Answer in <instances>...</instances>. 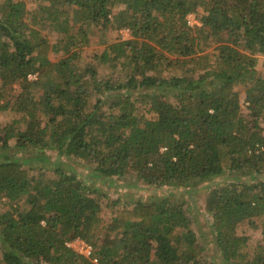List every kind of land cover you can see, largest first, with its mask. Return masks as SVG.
<instances>
[{
  "label": "trees",
  "instance_id": "trees-1",
  "mask_svg": "<svg viewBox=\"0 0 264 264\" xmlns=\"http://www.w3.org/2000/svg\"><path fill=\"white\" fill-rule=\"evenodd\" d=\"M32 2L0 0V97L12 86L21 92L0 109L26 121L23 130L19 119L0 125V264H264V0ZM91 25L117 35L99 54L108 77L119 67L113 81L80 65ZM123 28L130 37H120ZM171 65L180 73H154ZM101 86L114 92L107 100ZM11 145L56 149L89 164V178L102 183L129 177L192 189L226 175L206 187L212 237L193 241L195 213L180 193L117 199L102 232L100 192L83 174L45 153H9ZM256 221L262 243L250 255L237 228ZM76 237L91 245V258L66 246Z\"/></svg>",
  "mask_w": 264,
  "mask_h": 264
},
{
  "label": "rangeland",
  "instance_id": "rangeland-1",
  "mask_svg": "<svg viewBox=\"0 0 264 264\" xmlns=\"http://www.w3.org/2000/svg\"><path fill=\"white\" fill-rule=\"evenodd\" d=\"M48 0H43V2L47 3ZM28 4H32V0H26ZM69 11V10H67ZM196 15L195 13H193ZM195 20L197 22L196 16ZM187 25H189L187 23ZM192 26V25H189ZM42 33H45L46 35L50 37H54L53 32L50 31L49 27L47 24H39L36 26ZM92 28V38L89 42V44L83 43V45H80V51L83 56L82 61H80V65L86 66L89 65L93 67V69L98 70V74L96 78V81L99 82V79L101 76H103L101 79L103 81L105 80H115L117 79L119 75V67H117V71L112 75V76H107L109 75V70L110 68L108 67V63L106 61H103L102 59L99 58V54L105 50L106 46L113 41H115L117 35H115L112 31L111 28H106L105 30L102 28V25L98 26H93L91 25ZM122 33L120 37L123 39L130 37L129 29L123 28L122 30H119V33ZM60 54H56L51 52L50 53V59L51 61H56L59 58ZM173 58V57H172ZM259 70L262 71L261 68ZM158 77H169L172 74H179L180 69L174 65L170 66L168 68V72L164 74V71H155L154 72ZM88 77V76H87ZM95 82H91L92 84H95ZM93 86V85H92ZM102 89V97L103 99L105 98L106 100L108 99V96L114 92H110L107 90V88ZM6 91H2L0 97V103L5 101L6 99H9L10 101H13L17 95L21 94L20 89L16 86H12L10 88H6ZM36 96L41 93L40 88L36 89ZM169 101L173 102V98L171 97V94L168 96ZM94 100V98H92ZM92 100V101H93ZM241 100H242V94H241ZM113 103L115 102V98H112L110 102L108 103ZM242 102V111L246 112V102ZM93 104V103H92ZM114 104V103H113ZM146 109L148 108L147 105H145ZM145 112V108L143 106L139 107L138 109V114L141 115V113ZM146 117L149 118H154V113L150 111H146L145 113ZM46 116H43V119H45ZM19 119V123L16 124L18 129L23 130L26 126V121L22 119L19 115L11 114L8 112V110H3L0 109V125L1 127H4V125H9L10 123L14 120ZM262 126L264 127V123H262ZM13 127V126H12ZM15 127V125H14ZM264 130V128H263ZM264 133V131H263ZM10 143L13 142V139L9 140ZM7 150V149H6ZM9 153H12L13 151L16 152L17 156H22V157H30L34 156V154L37 153H45V157L47 161H55L56 163H67L70 165V167H67L69 170H75L76 173L78 174H83V177L86 178L87 183L89 186L92 188H96L102 195H97L95 194L94 196H97V198L100 200L101 203V211H100V226H102V232L105 231L106 229V224L110 222L111 216L113 214V209L118 207V204L115 202L117 199L119 200V206H122L125 203H132L133 200L140 198L142 201L148 200L151 195L155 196H163L169 193H180L183 194L186 203V208L191 209L194 211V222L190 225V236L191 238L198 243L205 242L204 240L206 239L207 241H210L212 237L211 229L209 228V224L211 223V216L208 212L205 211V197L206 194L205 192L206 187L208 185H211L216 182H221L227 178L226 175H221L217 176L203 184L198 185L197 187H194L192 189H172L171 187L167 186H162V187H156L155 185H146L142 184L140 181H135L133 178H126V179H118L115 181H112L110 183H102L99 180H96L92 177L89 178L91 168L88 167L90 166L89 164L83 162L82 160L78 159H70L64 155H58L56 149H44L40 150L38 148L29 146L26 151H20L17 150L13 145H11V148L7 150ZM41 155V154H40ZM37 156V157H40ZM35 165H42V162L40 159L35 160ZM88 165V166H87ZM50 175L49 177H57L56 173L54 174L52 170H45L44 175ZM113 201V202H111ZM24 206H22V210ZM263 224L259 221L254 222L250 226L246 225H239L237 228V232L244 234L247 237V249L250 253V255L254 252L257 244L261 242V230H262ZM262 243V242H261ZM209 247L208 249H210ZM205 252V251H204ZM211 252V250H210ZM91 258V257H90ZM93 262V260H92ZM4 264V263H2Z\"/></svg>",
  "mask_w": 264,
  "mask_h": 264
},
{
  "label": "built area",
  "instance_id": "built-area-1",
  "mask_svg": "<svg viewBox=\"0 0 264 264\" xmlns=\"http://www.w3.org/2000/svg\"><path fill=\"white\" fill-rule=\"evenodd\" d=\"M186 22L189 25H193L196 23L195 15L193 13H189L186 16ZM37 77V73H31L28 75V79L32 80ZM66 246L73 249L79 254H83L86 257L92 256V247L89 243H87L84 239L80 237H76L74 239H71L67 242H65ZM95 260V259H94Z\"/></svg>",
  "mask_w": 264,
  "mask_h": 264
}]
</instances>
